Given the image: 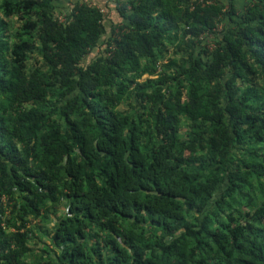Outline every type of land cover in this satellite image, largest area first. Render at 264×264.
<instances>
[{"label": "trees", "instance_id": "obj_1", "mask_svg": "<svg viewBox=\"0 0 264 264\" xmlns=\"http://www.w3.org/2000/svg\"><path fill=\"white\" fill-rule=\"evenodd\" d=\"M0 264H264V0H0Z\"/></svg>", "mask_w": 264, "mask_h": 264}, {"label": "crops", "instance_id": "obj_2", "mask_svg": "<svg viewBox=\"0 0 264 264\" xmlns=\"http://www.w3.org/2000/svg\"><path fill=\"white\" fill-rule=\"evenodd\" d=\"M72 0H63L65 4H68ZM102 8L106 16L114 17L116 15V0H86ZM223 2H228V0H221ZM241 3L244 0H234Z\"/></svg>", "mask_w": 264, "mask_h": 264}, {"label": "rangeland", "instance_id": "obj_3", "mask_svg": "<svg viewBox=\"0 0 264 264\" xmlns=\"http://www.w3.org/2000/svg\"><path fill=\"white\" fill-rule=\"evenodd\" d=\"M64 13H62V15H61V18H64ZM99 47H97V48H95L94 50H93V52H97V51H99ZM146 76V75H145ZM65 210V207H64V205L63 204H61V205H59V206H57V214L58 215H60V214H62V212ZM37 241H38V246H42L44 243H47L48 242V239L46 238V237H43V239H37Z\"/></svg>", "mask_w": 264, "mask_h": 264}]
</instances>
